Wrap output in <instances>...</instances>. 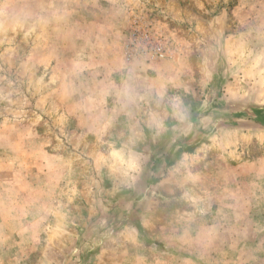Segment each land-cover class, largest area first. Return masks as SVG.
<instances>
[{
	"label": "rangeland",
	"instance_id": "rangeland-1",
	"mask_svg": "<svg viewBox=\"0 0 264 264\" xmlns=\"http://www.w3.org/2000/svg\"><path fill=\"white\" fill-rule=\"evenodd\" d=\"M0 264H264V0H0Z\"/></svg>",
	"mask_w": 264,
	"mask_h": 264
},
{
	"label": "built area",
	"instance_id": "built-area-1",
	"mask_svg": "<svg viewBox=\"0 0 264 264\" xmlns=\"http://www.w3.org/2000/svg\"><path fill=\"white\" fill-rule=\"evenodd\" d=\"M130 34L124 46V57L129 62L157 63L169 56L162 37L154 33L152 25L136 17L130 23Z\"/></svg>",
	"mask_w": 264,
	"mask_h": 264
},
{
	"label": "crops",
	"instance_id": "crops-1",
	"mask_svg": "<svg viewBox=\"0 0 264 264\" xmlns=\"http://www.w3.org/2000/svg\"><path fill=\"white\" fill-rule=\"evenodd\" d=\"M122 57H123V60L125 61L124 63L125 64H128V65H132V64H136V63H134V62H129V61H127L126 59H125V57L123 56V53H122ZM138 64V63H137Z\"/></svg>",
	"mask_w": 264,
	"mask_h": 264
}]
</instances>
